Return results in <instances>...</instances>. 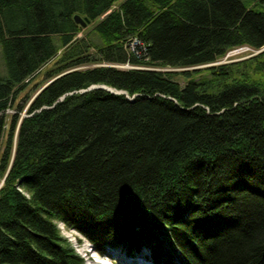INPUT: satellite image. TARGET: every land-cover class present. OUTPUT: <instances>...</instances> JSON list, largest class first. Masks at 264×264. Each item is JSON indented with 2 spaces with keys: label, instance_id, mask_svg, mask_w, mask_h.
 I'll return each instance as SVG.
<instances>
[{
  "label": "trees",
  "instance_id": "1",
  "mask_svg": "<svg viewBox=\"0 0 264 264\" xmlns=\"http://www.w3.org/2000/svg\"><path fill=\"white\" fill-rule=\"evenodd\" d=\"M0 45V264H83L59 222L101 254L264 264V0H0Z\"/></svg>",
  "mask_w": 264,
  "mask_h": 264
},
{
  "label": "rangeland",
  "instance_id": "2",
  "mask_svg": "<svg viewBox=\"0 0 264 264\" xmlns=\"http://www.w3.org/2000/svg\"><path fill=\"white\" fill-rule=\"evenodd\" d=\"M93 23H90L88 26H85L80 32L79 35H84L86 34L87 31L90 30L92 27ZM92 36L94 39L98 38V35L95 33H92ZM249 47V48H248ZM252 51V52H250ZM259 51L258 49H254L248 45H240L234 48L229 49L226 54L219 59L217 62H226V61H231V60H237L241 59L244 57H247L255 52ZM216 62V63H217ZM111 65L120 67V68H131V67H138V65L135 64H127L126 62L124 63H111ZM200 65L201 66H204ZM50 66V63L46 65V67ZM37 75V77L30 83V85L27 87V89L23 90L22 93L20 94L19 101L22 103L24 101V98L26 99L28 94H31L32 96L34 95V84L36 82L42 83L44 80V73L43 70ZM141 67V66H140ZM0 70L2 74L7 73V68L5 65V61L2 55L1 51V45H0ZM181 82H183V79L180 78ZM49 81L47 80L44 83H48ZM45 85V84H44ZM102 85V84H99ZM118 91V89H116ZM121 91V90H119ZM37 93V92H36ZM32 97L28 102L26 103L25 107L21 111V115H26L27 114V107L31 101ZM14 109H8V112H13ZM59 228L63 234V236L70 242L71 247L74 248L76 253L83 259V264H93L92 258L96 260H100L103 262H116L117 264H129L132 262V259L136 258V260H142L141 256L147 255V262L148 264H157L152 262L150 256H149V250L146 247L140 248L139 250H136L134 255L131 254H126L123 249H120L119 247L117 248H109L106 249L103 253L100 254L101 258L99 257V250L95 249L94 246H92L91 242L84 237L77 229L75 228H68L66 225L63 224V222H59ZM140 254V255H138ZM108 255V256H107ZM163 264V263H162Z\"/></svg>",
  "mask_w": 264,
  "mask_h": 264
},
{
  "label": "built area",
  "instance_id": "3",
  "mask_svg": "<svg viewBox=\"0 0 264 264\" xmlns=\"http://www.w3.org/2000/svg\"><path fill=\"white\" fill-rule=\"evenodd\" d=\"M126 48L129 52L141 56L143 53L147 50L146 43L139 38L138 36H133L128 39L126 43ZM249 48V47H248ZM127 64H130L129 62H126Z\"/></svg>",
  "mask_w": 264,
  "mask_h": 264
},
{
  "label": "bare ground",
  "instance_id": "4",
  "mask_svg": "<svg viewBox=\"0 0 264 264\" xmlns=\"http://www.w3.org/2000/svg\"><path fill=\"white\" fill-rule=\"evenodd\" d=\"M102 85H104V84H102ZM105 86H107V85H105ZM110 88H112L113 90H116L113 87H110ZM100 254H101V252L99 253V257L101 258ZM138 255H140V254H138ZM140 256H141L142 260H136V258H134V259H132V262L129 263V264H148V262L146 261L147 258L145 256H142V255H140ZM92 262H93V264H117L116 262H103V261L96 260V259H93V258H92Z\"/></svg>",
  "mask_w": 264,
  "mask_h": 264
},
{
  "label": "water",
  "instance_id": "5",
  "mask_svg": "<svg viewBox=\"0 0 264 264\" xmlns=\"http://www.w3.org/2000/svg\"><path fill=\"white\" fill-rule=\"evenodd\" d=\"M75 18H76V20L82 22L83 24H86V23H88V22L90 21L89 18H87V17H86V18H82V17H80L79 15H76ZM98 86L104 87V88H106V89H108V90H110V91H112V92H121V91H119V90L116 91V90H113L112 88H110V87H108V86H105V85H99V84H93V85H91L89 88H94V87H98Z\"/></svg>",
  "mask_w": 264,
  "mask_h": 264
}]
</instances>
